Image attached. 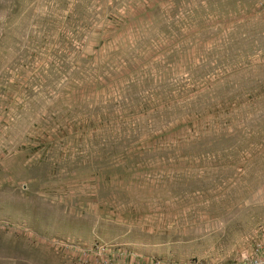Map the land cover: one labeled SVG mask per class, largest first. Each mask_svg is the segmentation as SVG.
<instances>
[{
    "label": "rangeland",
    "instance_id": "obj_1",
    "mask_svg": "<svg viewBox=\"0 0 264 264\" xmlns=\"http://www.w3.org/2000/svg\"><path fill=\"white\" fill-rule=\"evenodd\" d=\"M96 246L264 249V0H0V264Z\"/></svg>",
    "mask_w": 264,
    "mask_h": 264
},
{
    "label": "built area",
    "instance_id": "obj_2",
    "mask_svg": "<svg viewBox=\"0 0 264 264\" xmlns=\"http://www.w3.org/2000/svg\"><path fill=\"white\" fill-rule=\"evenodd\" d=\"M83 254L89 260H93L94 264H170L161 259L140 258L137 255L122 252L115 254L106 246L103 248L102 246L85 248ZM191 264L201 263L193 261ZM232 264H264V249L255 251L250 257L242 256L239 261Z\"/></svg>",
    "mask_w": 264,
    "mask_h": 264
}]
</instances>
